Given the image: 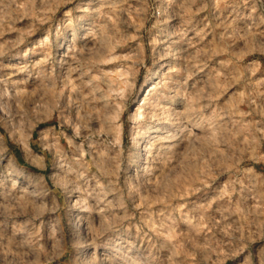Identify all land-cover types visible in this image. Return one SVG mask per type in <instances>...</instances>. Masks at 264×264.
<instances>
[{
  "label": "rangeland",
  "instance_id": "obj_1",
  "mask_svg": "<svg viewBox=\"0 0 264 264\" xmlns=\"http://www.w3.org/2000/svg\"><path fill=\"white\" fill-rule=\"evenodd\" d=\"M1 234L0 264H264V0H0Z\"/></svg>",
  "mask_w": 264,
  "mask_h": 264
},
{
  "label": "bare ground",
  "instance_id": "obj_2",
  "mask_svg": "<svg viewBox=\"0 0 264 264\" xmlns=\"http://www.w3.org/2000/svg\"><path fill=\"white\" fill-rule=\"evenodd\" d=\"M103 1V0H102ZM122 1V0H121ZM169 1V0H168ZM175 2V1H174ZM173 2V3H174ZM101 3V2H100ZM103 3V2H102ZM106 3V2H105ZM104 3V4H105ZM110 3V2H109ZM126 3V2H125ZM124 4V3H123ZM127 4V3H126ZM125 4V5H126ZM180 4V3H179ZM99 5V4H98ZM119 5V4H118ZM130 5V4H129ZM121 6V5H120ZM128 6V5H127ZM172 6V5H171ZM179 6V5H178ZM101 7V6H100ZM126 7V6H125ZM109 8V7H108ZM119 8V7H118ZM124 8V7H123ZM129 8V7H128ZM135 8V7H134ZM130 9V8H129ZM137 9V8H136ZM135 9V10H136ZM96 10V9H95ZM121 10V9H120ZM128 10V9H127ZM89 11V10H88ZM92 11H94V10H92ZM99 11V10H98ZM130 11V10H129ZM104 12H108V11H104ZM120 12V11H119ZM139 12V11H138ZM100 13H101V11H100ZM109 13V12H108ZM107 13V14H108ZM116 13V12H115ZM121 13V12H120ZM136 13V12H135ZM101 14H103V12L101 13ZM106 14V13H105ZM129 14V13H128ZM179 14V13H178ZM114 15V14H113ZM119 16V15H118ZM131 16V15H130ZM102 17V16H101ZM105 17V16H104ZM133 17V16H132ZM166 17V16H165ZM173 17V16H172ZM182 17V16H181ZM106 18V17H105ZM124 18V17H123ZM102 19V18H101ZM108 19V18H107ZM110 19V18H109ZM119 19V18H118ZM103 20V19H102ZM109 21V20H108ZM114 21V20H113ZM124 21V20H123ZM111 22V21H110ZM192 22V21H191ZM184 24V23H183ZM110 25V24H109ZM113 25V24H112ZM170 25V24H169ZM182 25V24H181ZM115 26V25H114ZM185 26V25H184ZM183 26V27H184ZM112 29V28H111ZM173 30V29H172ZM185 30V29H184ZM189 30H190V28H189ZM195 31V30H194ZM197 31V30H196ZM92 37V36H91ZM168 37V36H167ZM182 37V36H181ZM193 37V36H192ZM199 37V36H198ZM197 38V37H196ZM94 39V38H93ZM198 39V38H197ZM200 39V38H199ZM198 39V40H199ZM202 40V39H201ZM187 41V40H186ZM191 42V41H190ZM192 42H193V40H192ZM172 43H174V42H172ZM191 44V43H190ZM80 45V44H79ZM94 45H97V44H94ZM174 45V44H173ZM186 45V44H185ZM85 46H87V45H85ZM194 46V45H193ZM189 47V46H188ZM100 48V47H99ZM169 48V47H168ZM172 48V47H171ZM193 48V47H192ZM90 49H92V48H90ZM76 50H77V48H76ZM75 50V51H76ZM169 50V49H168ZM202 50V49H201ZM200 50V51H201ZM92 52H93V50H92ZM194 52V51H193ZM84 53H86L85 51H84ZM192 53V52H191ZM81 54H82V52H81ZM193 54V53H192ZM73 55V54H72ZM86 56V55H85ZM172 57H174V56H172ZM157 59H159V58H157ZM195 59V58H194ZM193 59V60H194ZM77 60V59H76ZM81 61V60H80ZM197 61V60H196ZM70 62H71V60H70ZM173 64V63H172ZM71 65V64H70ZM69 65V66H70ZM195 66V65H194ZM66 69V68H65ZM71 69H73L72 67H71ZM71 69H68V70H71ZM74 70V69H73ZM84 72V71H83ZM64 73V72H63ZM82 73V72H81ZM68 74V73H67ZM71 74V73H70ZM83 75V74H82ZM85 75V74H84ZM155 78V77H154ZM68 79V78H67ZM71 79V78H70ZM74 79V78H73ZM81 79V78H80ZM89 80V79H88ZM205 81V80H204ZM69 82V81H68ZM74 82V81H73ZM78 82V81H77ZM154 82V81H153ZM66 83V82H65ZM119 83V82H118ZM205 83V82H204ZM69 84V83H68ZM71 85V84H70ZM82 85V84H81ZM94 85V84H93ZM41 86V85H40ZM121 87V86H120ZM122 88V87H121ZM76 89H78L77 87H76ZM71 90V89H70ZM74 90H75V88H74ZM86 90V89H85ZM88 90V89H87ZM98 91V90H97ZM81 94V93H80ZM84 94V93H83ZM86 94V93H85ZM89 94H91V93H89ZM155 94V93H154ZM78 95V94H77ZM164 95V94H163ZM162 95V96H163ZM84 96V95H83ZM93 96V95H92ZM91 96V97H92ZM79 97H80V95H79ZM100 97V96H99ZM84 98V97H83ZM89 98V97H88ZM95 99V98H94ZM101 99V98H100ZM147 99V98H146ZM158 99V98H157ZM84 100H86V99H84ZM83 100V101H84ZM77 101H80V100H77ZM91 101V100H90ZM146 101V100H145ZM81 102V101H80ZM84 103H86V102H84ZM80 104V103H79ZM97 104V103H96ZM106 104V103H105ZM87 105H88V103H87ZM100 105V104H99ZM79 106V105H78ZM84 106V105H83ZM158 106V105H157ZM85 107V106H84ZM98 107V106H97ZM104 107V106H103ZM83 108V107H82ZM90 108V107H89ZM150 108V107H149ZM157 108V107H156ZM165 108V107H164ZM85 109V108H84ZM152 109V108H151ZM83 110V109H82ZM86 110H88V109H86ZM98 110V109H97ZM162 110V109H161ZM166 110V109H165ZM191 110V109H190ZM90 111V110H89ZM88 111V112H89ZM100 111V110H99ZM95 112V111H94ZM97 112V111H96ZM102 112V111H101ZM169 112V111H168ZM168 112H167V114H168ZM98 113V112H97ZM146 113V112H145ZM156 113V112H155ZM162 113V112H161ZM91 114V113H90ZM99 114V113H98ZM94 114H92V116H93ZM101 115V114H100ZM103 115V114H102ZM162 115V114H161ZM178 115V114H177ZM177 115H175V116H177ZM144 116V115H143ZM150 116H152V114H150ZM164 116H165V114H164ZM168 116V115H167ZM98 117V116H97ZM97 117H96V119H97ZM102 117V116H101ZM153 117H155V116H153ZM163 117V116H162ZM84 118H85V116H84ZM146 118V117H145ZM184 118V117H183ZM147 120V119H146ZM161 120V119H160ZM178 120V119H177ZM82 121V120H81ZM145 122V121H144ZM156 123V122H155ZM151 124V123H150ZM182 125H184V128L183 129H185V131L186 132H188V134H190L189 136L192 138L193 136H195L197 133H196V131L198 130V128L197 127H194V126H192V125H186L185 123H183ZM179 129V128H178ZM184 132V131H183ZM188 134H187V136H188ZM169 135V134H168ZM173 135V134H172ZM191 135H193V136H191ZM158 136V135H157ZM161 137V136H160ZM167 137V136H166ZM155 138V137H154ZM162 138V137H161ZM161 138H160V140H161ZM165 138V137H164ZM190 138V139H191ZM163 139V138H162ZM192 140V139H191ZM169 141H171V140H169ZM196 142V141H195ZM155 143V142H154ZM143 145V144H142ZM159 145V144H158ZM157 145V146H158ZM153 146V145H152ZM160 146V145H159ZM175 147V146H174ZM181 149L182 150H185L186 148L188 149V143H182L181 144ZM161 148L163 149V152H166V151H168L169 150V148L167 147H165V145L162 143L161 144ZM151 149V148H150ZM176 149V148H175ZM186 149V150H187ZM172 150V149H171ZM176 150H179V148H177ZM158 151V150H157ZM173 151V150H172ZM149 152V151H148ZM150 152H151V150H150ZM176 152H178V151H176ZM157 153V152H156ZM159 153V152H158ZM182 153H183V151H182ZM98 154V153H97ZM180 154V153H179ZM157 155V154H156ZM162 155V154H161ZM165 156V155H164ZM169 156H171L172 157V155H169ZM157 157V156H156ZM166 157V156H165ZM179 157V156H178ZM157 158H159V157H157ZM167 158V157H166ZM181 158H182V156H181ZM152 159H154V158H152ZM178 159V158H177ZM163 160V159H162ZM182 160H183V158H182ZM153 161V160H152ZM167 161V160H166ZM174 161V160H173ZM172 161V162H173ZM156 162V161H155ZM159 162H160V160H159ZM169 162V161H168ZM174 162H179V161H174ZM162 163V162H161ZM151 164V163H150ZM160 164V163H159ZM164 164V163H163ZM162 164V165H163ZM167 164V163H166ZM179 164V163H178ZM161 165V164H160ZM171 165V164H170ZM153 166H155V165H153ZM158 166V165H157ZM156 166V167H157ZM164 166V165H163ZM173 167V166H172ZM174 167H175V165H174ZM154 169V168H153ZM158 169V168H157ZM156 169V170H157ZM164 169V168H163ZM170 169V168H169ZM168 169V170H169ZM172 170V169H171ZM163 171V170H162ZM165 172V171H164ZM14 173V172H13ZM161 173H163V172H161ZM161 175V174H160ZM159 175V178L161 177ZM165 175V174H164ZM157 177H158V175H157ZM163 177V176H162ZM7 178H9L8 176H7ZM155 179V178H154ZM5 180V179H4ZM160 180V179H159ZM23 184V183H22ZM156 184H157V182H156ZM17 185V184H16ZM26 185V184H25ZM19 187V186H18ZM33 188V187H32ZM31 188V189H32ZM35 189V188H34ZM23 190V189H22ZM26 190V189H25ZM34 193V192H33ZM26 195V194H25ZM24 195V196H25ZM31 198V197H30ZM101 200V199H100ZM22 201V200H21ZM24 203V202H23ZM22 207H23V205H21ZM28 206V205H27ZM33 206V205H32ZM103 206V205H102ZM220 206H218V208H219ZM97 208V207H96ZM3 209V208H2ZM102 209V208H101ZM210 209V208H209ZM215 209V208H214ZM20 210V209H19ZM15 211V210H14ZM112 211V210H111ZM222 211H224V210H222ZM10 212V211H9ZM214 212V211H213ZM220 212V211H219ZM223 213V212H222ZM225 214H227V213H225ZM230 214V213H229ZM228 214V215H229ZM210 215V214H209ZM216 215V214H215ZM224 216V215H223ZM226 216V215H225ZM19 217V216H18ZM220 217V216H219ZM218 217V218H219ZM226 217H228V216H226ZM231 217H232V215H231ZM4 218V217H3ZM217 218V217H216ZM225 218V217H224ZM223 218V219H224ZM214 219V218H213ZM222 219V220H223ZM226 221V220H225ZM229 221V220H228ZM218 222V221H217ZM221 222V221H220ZM104 223V222H103ZM110 223V222H109ZM232 223V222H231ZM215 224V223H214ZM221 224V223H220ZM225 224V223H224ZM87 225V224H86ZM216 225H217V223H216ZM103 226V225H102ZM229 226V225H228ZM6 227V226H5ZM227 227V226H226ZM20 228V227H19ZM85 228V227H84ZM109 228H110V226H109ZM108 228V229H109ZM97 229V228H96ZM105 229V228H104ZM107 229V228H106ZM111 229V228H110ZM113 229V228H112ZM21 230H22V228H21ZM18 231V230H17ZM86 232V231H85ZM95 232V231H94ZM100 232H101V230H100ZM96 234V233H95ZM100 234V233H99ZM98 234V235H99ZM5 235V234H4ZM97 235V234H96ZM89 237H91V235L89 236ZM93 238V237H92ZM5 240V238L3 237V234H1L0 235V240ZM24 239V238H23ZM91 239V238H90ZM7 240V239H6ZM6 240H5V242H6ZM23 242V241H22ZM136 242V241H135ZM3 242H1V244H2ZM7 243H9V242H7ZM11 244V243H10ZM9 244V245H10ZM2 245H4V244H2ZM6 245V244H5ZM12 246H13V253H12V256L14 255V254H17V258H18V260H21V262H24L25 260L24 259H26V258H28V257H30V254H31V252L30 251H28L26 248H23V246H21V241H20V239L17 237L16 239H13V241H12ZM28 246V245H27ZM4 247V246H3ZM3 247H2V249H3ZM9 247V246H8ZM8 247H6V248H8ZM34 247V246H33ZM1 248V247H0ZM5 248V249H6ZM131 248V247H130ZM12 249V248H11ZM10 250V249H9ZM119 250V249H118ZM4 252V251H3ZM138 253V252H137ZM11 255V254H10ZM143 255V254H142ZM2 258H3V256H2ZM16 258V257H15ZM31 258V257H30ZM4 259V258H3ZM14 259V258H13ZM29 259V258H28ZM7 260H8V258H7ZM77 260V259H76ZM88 260H90V259H88ZM93 260V259H92ZM10 261V260H9ZM16 261V260H15ZM144 261V260H143ZM20 262V264H22ZM29 262V261H28ZM78 262V261H77ZM17 263V262H16ZM18 264V263H17ZM28 264V263H27ZM91 264H124L121 260H119V259H116L114 256H111L110 254H105V253H101L100 255H99V257H98V259H96V261H93V263H91ZM130 264V263H129Z\"/></svg>",
  "mask_w": 264,
  "mask_h": 264
}]
</instances>
